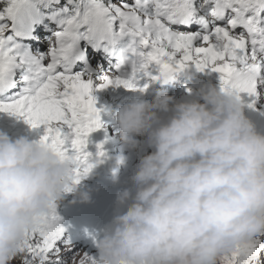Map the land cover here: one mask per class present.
I'll use <instances>...</instances> for the list:
<instances>
[{
  "label": "snow or ice",
  "instance_id": "6c2138e0",
  "mask_svg": "<svg viewBox=\"0 0 264 264\" xmlns=\"http://www.w3.org/2000/svg\"><path fill=\"white\" fill-rule=\"evenodd\" d=\"M97 56L109 70L94 89L89 62ZM189 66L217 73L221 91L255 110L264 0H0V111L44 126L40 142L72 161L65 192L95 167L87 150L101 127L94 90L142 92V79L167 82ZM104 155L97 144L96 163ZM64 231L53 201L25 234L19 264H61L71 251ZM262 236L221 254L219 264H264Z\"/></svg>",
  "mask_w": 264,
  "mask_h": 264
},
{
  "label": "clouds",
  "instance_id": "9594fccd",
  "mask_svg": "<svg viewBox=\"0 0 264 264\" xmlns=\"http://www.w3.org/2000/svg\"><path fill=\"white\" fill-rule=\"evenodd\" d=\"M197 95L178 102L158 91L113 111L127 150L145 136L153 151L116 192L123 210L94 242L90 264H219L221 254L264 233V134L234 94L207 87ZM108 159L118 183L128 156ZM71 167L40 141L0 131V264L21 256L25 234L61 199Z\"/></svg>",
  "mask_w": 264,
  "mask_h": 264
},
{
  "label": "rangeland",
  "instance_id": "374dc122",
  "mask_svg": "<svg viewBox=\"0 0 264 264\" xmlns=\"http://www.w3.org/2000/svg\"><path fill=\"white\" fill-rule=\"evenodd\" d=\"M91 69L93 87L95 89L96 85L102 82L100 77L107 74L109 68L103 67L102 64L100 66L92 64ZM192 70L194 72L197 71L194 69ZM199 72L200 74L191 72V75L187 76L190 85L188 84L189 86L183 94L177 95L178 98L175 99L176 101L198 100V91L207 87H213L217 90L220 89L217 73L206 70L204 71L207 72L205 76L203 72ZM263 87L264 86H258V90ZM103 89L104 88L94 90L93 92L96 99V107H98L102 101ZM128 96L139 98L133 92H129ZM244 102H246V100H244ZM259 105V109L255 108L254 110L248 108L247 111L246 108H244V111L248 118L250 116V119L252 118L255 120L257 125L251 119L256 126V130L259 132V129H263V132L260 133L264 134V99L259 102ZM116 108V102L111 103L110 110H108L107 115L100 122L101 127L89 136L87 150L92 154V162L95 163V167L76 184V193L64 191L61 194V199L55 202L56 212L61 218V224L65 229L63 238L70 241L68 247L71 249V251H67L66 254H62L61 264H73V261L79 262L82 257L84 264H90V261L95 259L96 248L94 247V242L102 235L103 229L111 221L113 216L117 214L118 211L123 210L122 208L118 209L114 203L116 192L126 186H130L131 181L129 180V176L134 170L135 165L139 162L140 157L153 151V149L147 145L145 136L138 137L141 143L135 150L131 152L127 150L120 138L118 125L113 117V111ZM10 114L11 113L0 111V131L7 133L11 138L28 134L25 120L17 116L15 122L10 124ZM107 130H109V134H107ZM29 133L34 136L37 141H40L43 134H45V128L43 125L38 126L36 129L30 128ZM95 133H103L107 141L105 152L108 156H114L121 151L128 156L126 164L119 169L118 183L114 184L112 182L111 172H108L109 175L104 177L97 168L96 148L91 144V137ZM79 192H87L90 196V201L87 203L81 202L78 195ZM261 239H264V236H262ZM12 264H19V258L12 261Z\"/></svg>",
  "mask_w": 264,
  "mask_h": 264
},
{
  "label": "bare ground",
  "instance_id": "6f19581e",
  "mask_svg": "<svg viewBox=\"0 0 264 264\" xmlns=\"http://www.w3.org/2000/svg\"><path fill=\"white\" fill-rule=\"evenodd\" d=\"M189 69H195V68L192 67V66H189ZM182 82H185V81H182ZM104 89L106 90L103 93L104 105L103 104H99V106L96 107L98 109V114H99L100 120L103 119V117H104V114H105V111H106V106L108 104L107 102L114 99V92H112V91L108 92V90H114L113 86L109 85L108 87H106ZM258 92L260 93V97H259V100L257 101L256 108L259 109L260 108L259 102L264 99V87L262 89L258 90ZM117 95H118L119 98L126 99V97L123 94L119 93V92L117 93Z\"/></svg>",
  "mask_w": 264,
  "mask_h": 264
}]
</instances>
